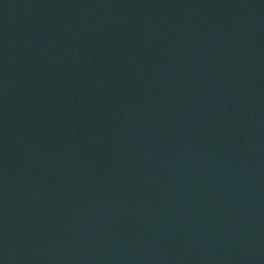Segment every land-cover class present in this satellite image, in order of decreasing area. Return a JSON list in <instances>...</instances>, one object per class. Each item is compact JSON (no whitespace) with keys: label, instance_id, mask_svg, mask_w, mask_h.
Returning a JSON list of instances; mask_svg holds the SVG:
<instances>
[{"label":"water","instance_id":"obj_1","mask_svg":"<svg viewBox=\"0 0 264 264\" xmlns=\"http://www.w3.org/2000/svg\"><path fill=\"white\" fill-rule=\"evenodd\" d=\"M0 264H264V0H0Z\"/></svg>","mask_w":264,"mask_h":264}]
</instances>
